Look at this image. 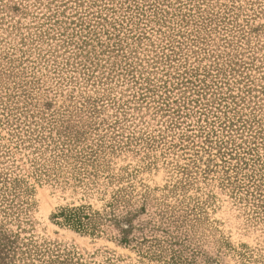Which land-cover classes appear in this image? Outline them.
Instances as JSON below:
<instances>
[{
	"label": "rangeland",
	"instance_id": "obj_1",
	"mask_svg": "<svg viewBox=\"0 0 264 264\" xmlns=\"http://www.w3.org/2000/svg\"><path fill=\"white\" fill-rule=\"evenodd\" d=\"M0 264H264V0H0Z\"/></svg>",
	"mask_w": 264,
	"mask_h": 264
},
{
	"label": "trees",
	"instance_id": "obj_2",
	"mask_svg": "<svg viewBox=\"0 0 264 264\" xmlns=\"http://www.w3.org/2000/svg\"><path fill=\"white\" fill-rule=\"evenodd\" d=\"M153 16L157 17L158 15H157V13H155ZM158 20H162V19H158ZM58 34H59L60 37L63 38L64 34H61V33H58ZM87 34L89 35L90 32H88ZM70 38H71V37H70ZM62 42H66L67 45H71V46H73V48L77 50L74 54L82 55V53L84 52V51L82 50V48H85V47H83V46H81V45L78 46V44H77L76 42H73L72 40L66 39V40H64V41H62ZM82 44H85V45H86L85 42H82ZM87 54H88V53H87ZM70 56H73V54L71 53ZM74 56H76V55H74ZM96 60H97V59H96ZM77 64H78V65H76V67H79V68H80V71H84V74H85V73L87 74L88 72L91 71L92 68H95V69L97 68V65H96V64H98V62H97V63H94L93 61H89V60H88V56H86L85 59H84L83 61H79ZM93 65H94V66H93ZM102 68H103V67H102ZM90 73H91V72H90ZM92 73H93V72H92Z\"/></svg>",
	"mask_w": 264,
	"mask_h": 264
}]
</instances>
